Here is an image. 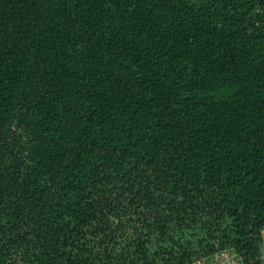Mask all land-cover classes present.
I'll return each mask as SVG.
<instances>
[{
	"label": "trees",
	"instance_id": "1",
	"mask_svg": "<svg viewBox=\"0 0 264 264\" xmlns=\"http://www.w3.org/2000/svg\"><path fill=\"white\" fill-rule=\"evenodd\" d=\"M264 0H0V264H264Z\"/></svg>",
	"mask_w": 264,
	"mask_h": 264
},
{
	"label": "crops",
	"instance_id": "2",
	"mask_svg": "<svg viewBox=\"0 0 264 264\" xmlns=\"http://www.w3.org/2000/svg\"><path fill=\"white\" fill-rule=\"evenodd\" d=\"M262 255L264 258V228L262 230ZM220 260H221V256L219 254L215 253L211 256L197 260L191 264H217V262ZM222 264H241V262L237 256H234L231 259H227Z\"/></svg>",
	"mask_w": 264,
	"mask_h": 264
},
{
	"label": "rangeland",
	"instance_id": "3",
	"mask_svg": "<svg viewBox=\"0 0 264 264\" xmlns=\"http://www.w3.org/2000/svg\"><path fill=\"white\" fill-rule=\"evenodd\" d=\"M230 251H224V252H219L217 254H219L221 256V260L217 262V264H222L224 261H226L227 259H231V254L229 253Z\"/></svg>",
	"mask_w": 264,
	"mask_h": 264
},
{
	"label": "built area",
	"instance_id": "4",
	"mask_svg": "<svg viewBox=\"0 0 264 264\" xmlns=\"http://www.w3.org/2000/svg\"><path fill=\"white\" fill-rule=\"evenodd\" d=\"M224 251H228V250H223V251H221V252H224ZM230 254H231V257H234V256H236L233 252H231L230 251Z\"/></svg>",
	"mask_w": 264,
	"mask_h": 264
}]
</instances>
